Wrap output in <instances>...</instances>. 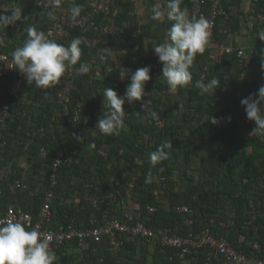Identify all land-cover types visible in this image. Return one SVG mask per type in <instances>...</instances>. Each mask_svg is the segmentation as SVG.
<instances>
[{
  "label": "trees",
  "instance_id": "trees-1",
  "mask_svg": "<svg viewBox=\"0 0 264 264\" xmlns=\"http://www.w3.org/2000/svg\"><path fill=\"white\" fill-rule=\"evenodd\" d=\"M198 1L182 0L181 7L187 8L190 16L207 18L214 0H205L195 13ZM222 1L230 17L219 19L214 40L203 54H197L191 68L192 82L173 90L161 77L162 64L152 48L164 42L173 23L166 16L162 21L152 19V6L160 3L166 8L167 0H150L149 20L143 17L145 0H117L111 12L96 18L98 24L107 21L120 28L116 33L96 31L90 24L85 28L70 25L71 8L80 5V14L85 13L94 5L91 0H0V15H12L11 10L2 7L4 4L17 6L22 13L14 24H0V54L6 53L11 59L14 50L27 39L29 28L46 33L58 24L68 34L58 32L50 39L68 45L75 37L83 38L81 59L76 65H90L86 75L76 73L65 80L72 95L83 102V119L87 122L77 125L69 122L76 102L66 109L58 84L48 89L29 86L16 68L0 77V110L4 102L17 100L0 135V145L7 142L0 151V214L12 204V197H18L20 203L14 205L29 209L37 218L55 172L58 182L53 188L57 197L52 203L51 227H91L103 224L108 210L122 215L129 208L155 229L178 226L185 234L210 227L213 234L224 236L249 255L255 243L264 248V135L252 134L255 122L247 119L240 103L264 85V69L260 66L264 40L259 39L264 32V18L258 17L264 0L256 2L255 10V0H251L248 13L243 7L246 0ZM244 27L250 30L247 40L238 37ZM227 28L234 32L232 38ZM223 42L229 47L222 48ZM241 49L243 57L239 56ZM120 65L133 72L151 66L152 79L146 83L150 95L145 97L151 104L144 110L142 101L125 103L127 115L119 134L102 135L93 128L104 110V88L111 87L123 95L130 82L119 79ZM215 77L221 80L216 94L202 93L197 82ZM18 79H22V85L12 94L11 85ZM152 111L159 113L158 118H152ZM210 114L220 122L213 125L207 121ZM72 133L85 139L77 142ZM167 141L173 144L167 150L168 158L153 166L149 154ZM59 151L72 161L65 160L54 170V154ZM23 158L32 162L33 172L28 175L20 164ZM149 176L151 182H146ZM16 180H21L23 186L13 192L11 186ZM133 180L130 199L128 183ZM111 193L116 198L108 197L109 205L101 208L90 200ZM182 206L193 212L181 211ZM151 207H156L153 213ZM254 215L253 225L247 228V221ZM85 245L78 240L68 241L56 250L61 258L54 264L180 262L176 249L163 253L155 240L125 239L117 254L111 251L107 239L98 243L90 238ZM74 247L82 249L83 256L71 252ZM209 250L204 247L192 253L188 264H224L210 260Z\"/></svg>",
  "mask_w": 264,
  "mask_h": 264
},
{
  "label": "clouds",
  "instance_id": "clouds-1",
  "mask_svg": "<svg viewBox=\"0 0 264 264\" xmlns=\"http://www.w3.org/2000/svg\"><path fill=\"white\" fill-rule=\"evenodd\" d=\"M181 4L182 0H167L166 8L160 3L152 6L153 20L162 21L166 16L173 22L166 32L164 42L152 47L162 64L161 77L173 90L186 87L192 82L191 68L194 60L197 54L205 52L211 36L210 21L203 16L199 18L190 16L188 9L181 7ZM81 11L80 5H74L71 8L73 18L78 17ZM51 15L52 12H49V16ZM21 16L22 13L18 10L11 16L0 15V24L9 26L19 21ZM259 39L264 40V32L259 34ZM84 43L83 38L75 37L68 45L59 44L43 31L29 28L23 45L12 53L13 67L25 77L29 86L48 89L59 83L61 78L80 61L81 45ZM260 66L264 69V60ZM89 70L90 65L86 63H82L78 69L80 74H86ZM151 70L150 65L138 68L134 72L119 66L117 72L119 79L121 81L130 79V82L123 95L111 87L104 88L102 94L104 110L93 129L102 135H118L124 127L127 115L125 103L142 101L143 109H147L151 100L145 99L150 95L146 92V83L152 79ZM197 86L202 93L215 91L216 94L217 89L221 87V80L219 77L207 82L201 80L197 82ZM240 103L247 119L255 122L256 127L252 133L264 135V85H261L256 93L242 98ZM158 115L156 111L151 112L153 119L158 118ZM228 120L230 121L231 117H228ZM207 121L213 125L220 122L211 114ZM72 138L80 143L85 139L76 133H72ZM172 147V142L167 141L152 151L149 154L152 165L166 160L169 156L167 150ZM146 182H151L150 176ZM55 260V253L50 249V237L35 228H26L20 221L0 220V264H54Z\"/></svg>",
  "mask_w": 264,
  "mask_h": 264
},
{
  "label": "built area",
  "instance_id": "built-area-1",
  "mask_svg": "<svg viewBox=\"0 0 264 264\" xmlns=\"http://www.w3.org/2000/svg\"><path fill=\"white\" fill-rule=\"evenodd\" d=\"M93 2V7L91 10L80 14L78 17L73 18L71 15L70 25L73 27H82L85 28L89 24L93 25L96 31H103L105 33H116L120 28L114 26L113 24L102 21L100 24L96 22V18L101 14H108L111 12L115 6L117 0H91ZM253 2V10H255L256 2ZM205 0H200L196 2L195 13H199L201 3H204ZM5 10L19 11L17 6H10L4 4L2 6ZM230 13L226 9L222 0H214L211 7L209 16L206 18L210 21V41L214 40V30L217 22L221 18H229ZM259 18H264V7L262 11L258 13ZM229 36L232 38L234 32L231 29L227 28ZM58 32L68 34V31L59 27L58 24L53 25L45 33L51 38ZM210 43L208 44V46ZM222 48H227L229 45L226 42L221 44ZM243 50L239 51V56L243 57ZM12 58L10 59L9 55L6 53L0 54V77H3L10 70H14ZM80 65H74L64 77L61 78L60 82L57 83L61 86L59 91V97L61 102L64 104L65 108L70 107V103L73 101L76 102V106L73 109V112L70 113L69 122L73 125H77L81 122H87L83 119V102L79 98H75L72 95L70 85L65 84L67 78L73 77L76 73H79L78 69ZM90 72V70H89ZM80 74V73H79ZM87 74V73H86ZM81 74V75H86ZM22 85V79L16 80L11 85V93L16 94ZM17 105V100H9L2 104L0 110V135H2V130L6 127L9 118L12 116V109ZM79 120V121H77ZM258 135L257 133H252ZM6 141H2L0 145V151L3 146L6 145ZM42 152H45V149L42 148ZM65 160L72 161L70 157H65L64 152L59 151L54 154L53 158V168L56 170ZM51 187L46 191L41 209L38 213L37 218L34 217L33 213L20 205H9L2 214H0V220L3 219H12L13 221H20L28 229L35 228L40 233L45 236L50 237V249L55 252L57 249L61 248L68 241L78 240L81 246H86L87 239H93L98 243H101L104 239H107L111 246V251L114 254H117L118 251L124 245L125 239H130L134 242H141L143 240H155L159 243L161 252L166 253L170 248L176 249V254L180 259L178 264H188L189 255L192 253L198 252L201 248L208 247L209 250V259L210 260H219L223 261L224 264H247L252 262L253 264H264V254L262 251L264 248L260 243H255L253 250L250 255L244 250L237 249L234 247L231 242L224 236L219 237L213 234L210 227H205L200 230H190L185 234L179 232V227L173 226H160L158 228L150 227L143 219L139 218L137 212L127 208L122 215H120L117 210L111 212L108 210L105 214V221L103 224L94 225L91 227H77L72 224L65 225L61 224L58 227H51L52 220V203L53 200L57 197V194L54 190V186L57 184L58 179L55 172H53L51 177ZM135 185V181H130L128 183L127 196L131 199L132 189ZM23 186L21 180H16L15 183L11 186L13 192L17 188ZM108 197H114L113 193L110 196L100 198V197H91L90 200L97 208H101V205H109ZM156 210V207H151L150 212L153 213ZM181 211L192 213L193 210L187 206H182ZM111 213V216L109 215ZM256 215L249 221H247L246 227L250 228L253 225V220ZM214 221V220H213ZM193 220L190 221V223ZM50 223V224H49Z\"/></svg>",
  "mask_w": 264,
  "mask_h": 264
},
{
  "label": "crops",
  "instance_id": "crops-1",
  "mask_svg": "<svg viewBox=\"0 0 264 264\" xmlns=\"http://www.w3.org/2000/svg\"><path fill=\"white\" fill-rule=\"evenodd\" d=\"M149 2H150V0H145V5H144V9L146 10V9H149ZM250 3H251V0H246L245 2H244V5H243V7L245 8V6L247 7V9L245 10L246 11V13H248L249 12V6H250ZM248 34H250V30H249V28L248 27H244L242 30H241V32L238 34V37L240 36V38H241V40H247L248 38H249V36H248ZM239 39V38H238ZM20 164H21V166H23V168L25 169V174L26 175H28V174H30V173H32L33 172V169H31V167H32V162L30 161H28V160H25L24 158L23 159H20ZM27 196L25 195V198H26ZM11 201H12V204H19L20 202V200H18V197H12L11 198ZM22 201V200H21ZM76 250H79V249H77V248H75L74 247V249L73 248H71L70 249V251L71 252H75L76 254H79V255H81V256H83V251H81V250H79V251H77L76 252ZM55 253V256H56V260H59L61 257V255H60V253H59V251H55L54 252ZM148 264H150L149 262H148Z\"/></svg>",
  "mask_w": 264,
  "mask_h": 264
},
{
  "label": "rangeland",
  "instance_id": "rangeland-1",
  "mask_svg": "<svg viewBox=\"0 0 264 264\" xmlns=\"http://www.w3.org/2000/svg\"><path fill=\"white\" fill-rule=\"evenodd\" d=\"M148 15H149V10L148 9L143 10V17H144V19L149 20L150 17Z\"/></svg>",
  "mask_w": 264,
  "mask_h": 264
}]
</instances>
